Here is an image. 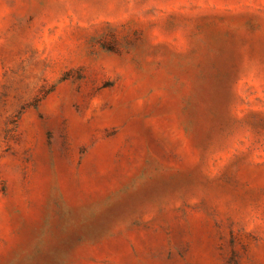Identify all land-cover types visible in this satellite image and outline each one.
Returning a JSON list of instances; mask_svg holds the SVG:
<instances>
[{
  "label": "rangeland",
  "instance_id": "obj_1",
  "mask_svg": "<svg viewBox=\"0 0 264 264\" xmlns=\"http://www.w3.org/2000/svg\"><path fill=\"white\" fill-rule=\"evenodd\" d=\"M0 264H264V0H0Z\"/></svg>",
  "mask_w": 264,
  "mask_h": 264
}]
</instances>
